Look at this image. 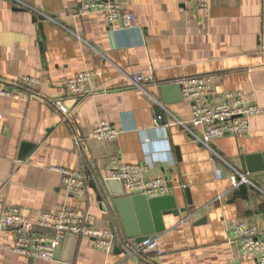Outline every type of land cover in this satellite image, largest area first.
Returning a JSON list of instances; mask_svg holds the SVG:
<instances>
[{"label": "crops", "instance_id": "obj_1", "mask_svg": "<svg viewBox=\"0 0 264 264\" xmlns=\"http://www.w3.org/2000/svg\"><path fill=\"white\" fill-rule=\"evenodd\" d=\"M80 4L0 0V91L19 95H0V217L17 207L37 235L53 237L55 229L37 224L43 214L84 211L95 217L96 228L116 235V244L99 250L90 239L68 234L55 261L32 260L14 251L16 229L0 230V264H257L241 256L230 225L264 230V0H213L207 16L184 0H123L136 21L119 30L97 13L79 15ZM85 71L109 89L74 103L66 82ZM135 74L152 78L145 91L130 86ZM196 76L212 77L214 101L232 93L262 110L251 118L247 136L213 140L209 147L196 139L205 128L189 123L192 105L179 85ZM23 77L36 85L17 87ZM57 104L68 107L69 121ZM101 121L119 136L95 139ZM114 158L150 163L146 179L164 178L167 196L181 211H161L172 200L133 205L135 225L153 230L157 253L127 256L139 244L113 203L131 197L112 179ZM53 168L83 172L86 193L69 192ZM240 175L248 182L236 188L233 179ZM103 180L109 204L100 192Z\"/></svg>", "mask_w": 264, "mask_h": 264}, {"label": "built area", "instance_id": "obj_2", "mask_svg": "<svg viewBox=\"0 0 264 264\" xmlns=\"http://www.w3.org/2000/svg\"><path fill=\"white\" fill-rule=\"evenodd\" d=\"M213 0H184L185 5L207 16ZM91 13L101 15L104 22L111 29H130L135 26L133 12L126 9L123 0H81L78 14L85 16ZM130 86L145 91V85L152 78L144 74L129 77ZM37 81L31 77H23L17 83L19 88L31 89ZM184 100L192 105V118L189 122L194 127H204L202 136L196 137L200 143L209 147L213 140L225 137H241L250 133V121L261 109L241 96L228 93L223 96L224 101H214L216 92L212 86L211 76H196L179 82ZM66 87L71 93L74 103L86 97L107 92L108 87L98 84V74L91 71L80 72L68 79ZM1 96L19 99V95L11 88L0 91ZM64 121L70 120L69 109L65 105L57 104ZM0 114V118H1ZM180 125L187 127L184 122ZM120 131L107 122L101 121L94 125L93 137L97 140H113ZM79 142V141H78ZM152 165L126 164L123 160L114 158L109 170L113 180L124 184L125 193L129 196H144L147 199L164 197L169 194V188L164 178L146 179ZM63 175L64 184L69 192L84 195L87 191V180L83 172L66 168H53ZM234 186L240 187L248 180L240 175V179H233ZM95 217L88 212L72 209H61L56 213L42 215L38 225L53 228V237L37 235L35 224L21 214L19 208L11 206L3 210L0 217V230L16 229L18 238L14 251L32 260L55 261L56 252L68 234H74L90 239L96 249L109 251L116 244V235L107 229L94 226ZM231 239L239 242L240 254L245 259L256 260L257 264H264V230L257 226H250L245 222L230 225ZM158 249V241L148 238L137 246L129 249L127 256H138L144 250Z\"/></svg>", "mask_w": 264, "mask_h": 264}, {"label": "water", "instance_id": "obj_3", "mask_svg": "<svg viewBox=\"0 0 264 264\" xmlns=\"http://www.w3.org/2000/svg\"><path fill=\"white\" fill-rule=\"evenodd\" d=\"M36 22L38 21L37 19L35 20ZM42 24H40V29L42 32V46L45 47V37L43 34V28ZM157 114L161 117L162 121L165 122V114L164 112L158 108L157 109ZM115 181V180H114ZM118 182V181H117ZM101 190L100 192L102 193L103 199L106 200L107 204H109L108 199L106 198V193L105 191L109 192L107 188V183L103 180L101 183ZM122 195V193H121ZM102 197H100V200H103ZM166 200H172V204L170 206H167L166 208H161V211H163L165 214H174L178 215L181 211L177 209V204L174 202V198L172 196H165V197H160V198H155V199H147L144 196L138 195V196H132V197H118L115 200H113V203L118 207L123 221L125 223V226L127 228V233L129 237L136 238V241L138 244H141L142 242L146 241L149 237L150 234L153 233V230H150L149 228L147 229L146 227L143 226V224L140 225L139 228L136 227L135 225V219H134V206H136V209L139 208V206H142L140 204H156V203H164ZM134 205V206H133ZM133 207V208H132ZM183 212V211H182ZM157 249H151L148 251V253H157Z\"/></svg>", "mask_w": 264, "mask_h": 264}]
</instances>
